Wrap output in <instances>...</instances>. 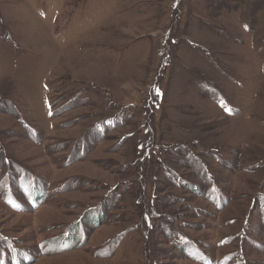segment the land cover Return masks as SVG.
Segmentation results:
<instances>
[{
    "label": "rangeland",
    "instance_id": "rangeland-1",
    "mask_svg": "<svg viewBox=\"0 0 264 264\" xmlns=\"http://www.w3.org/2000/svg\"><path fill=\"white\" fill-rule=\"evenodd\" d=\"M2 259L264 264V0H0Z\"/></svg>",
    "mask_w": 264,
    "mask_h": 264
},
{
    "label": "trees",
    "instance_id": "trees-1",
    "mask_svg": "<svg viewBox=\"0 0 264 264\" xmlns=\"http://www.w3.org/2000/svg\"><path fill=\"white\" fill-rule=\"evenodd\" d=\"M83 218V217H82ZM86 218V217H85ZM85 218H84V220H85ZM263 222V221H262ZM103 223H101L100 224V226L102 225ZM74 230H75V228H74ZM73 233V232H72ZM77 233V230H75V234ZM70 234V233H69ZM76 236V235H75ZM75 236H73V237H75ZM10 249H15L14 247H11ZM7 262L5 261V259H2L1 261H0V264H6Z\"/></svg>",
    "mask_w": 264,
    "mask_h": 264
}]
</instances>
